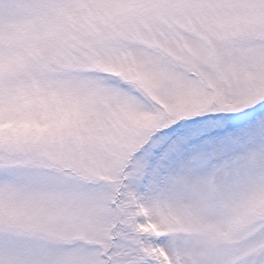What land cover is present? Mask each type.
I'll return each instance as SVG.
<instances>
[{
	"label": "snow or ice",
	"instance_id": "6c2138e0",
	"mask_svg": "<svg viewBox=\"0 0 264 264\" xmlns=\"http://www.w3.org/2000/svg\"><path fill=\"white\" fill-rule=\"evenodd\" d=\"M0 264H264V0H0Z\"/></svg>",
	"mask_w": 264,
	"mask_h": 264
}]
</instances>
